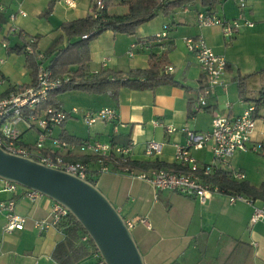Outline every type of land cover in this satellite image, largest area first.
<instances>
[{"label": "crops", "instance_id": "obj_1", "mask_svg": "<svg viewBox=\"0 0 264 264\" xmlns=\"http://www.w3.org/2000/svg\"><path fill=\"white\" fill-rule=\"evenodd\" d=\"M92 3L93 0H75V5L70 7L64 0H0V6H3L0 10V96L6 95L10 88L33 82L31 70L25 65L26 56L13 48L34 38L36 49L44 51L60 33L61 23L92 13ZM244 3L246 10L242 12L243 18L253 22V26L241 25L232 37L223 36L218 25L199 26L196 18L198 11L191 12L185 7L175 14L174 19L171 18V22L166 16L156 22L151 19L140 24L134 36L106 30L91 39L88 44L91 71L102 67L122 72L143 69L148 65L151 51L160 53L165 50L166 66L171 67V70L165 71L173 76L177 84L146 89L123 86L116 97L107 93L75 91L71 107L78 108L80 112L111 107L116 111V118L86 126L83 121L67 119H78L80 114H68L48 136L75 142L88 139L125 144L131 148L132 160L174 163L173 144L183 145L186 139L182 128L207 131L214 116L236 117L246 107L254 106V100L264 92V71H261L264 68V0H245ZM110 8L115 11L117 5ZM18 9L25 11V15L18 14ZM10 14H15L13 21L9 19ZM164 24L169 25L166 39L156 41L154 45L141 44L135 47L131 56L127 54L131 42L152 37ZM10 26L15 30L9 31ZM186 37L201 38L227 63L223 83L213 88L207 104L199 110L195 109L196 96L205 84V78L194 53L185 45ZM3 41L6 47L1 44ZM238 74H252L246 79L243 95L238 92ZM57 94L55 100L59 97ZM189 100H192V105ZM69 107L60 108L68 111ZM189 110L193 114L190 115ZM255 115L258 118L251 140L264 145V122L259 119L264 117V110L259 108ZM155 120L172 125L177 130L166 133L162 126L153 124ZM16 127L20 132L17 144L33 147L39 133L36 125L24 120ZM150 140L162 143L161 153L153 158L144 154L145 145ZM44 146L45 151L51 152L48 150L49 137ZM55 152L62 156H87L76 149ZM255 152L264 155V146ZM190 153L199 164L212 161L208 148L191 150ZM242 153L235 152L219 167L229 177L233 172H241L245 176L243 180L257 186L246 179L241 166L233 167L232 162L238 159L235 156ZM87 163L92 170L95 168L92 161ZM90 176L123 218L134 221L131 231L145 264H223L235 239L250 246L249 256L243 259L242 264H264V221L250 223L252 206L245 201L230 203L228 194L223 192L214 193L200 202L197 198L185 197L170 190L154 189L148 182L124 173L92 172ZM242 195L255 205L264 201ZM9 199H14L15 211L25 217V224L21 230L4 232L5 212L0 210V264H55L51 251L64 237L63 228L57 225L40 231L33 227L34 220L48 214L53 201L41 194L29 197L22 187L15 192L6 191L0 179V201ZM139 218H145L149 226L139 223ZM79 241L83 242L80 238ZM94 261L90 253L77 264H94ZM229 264H240V261Z\"/></svg>", "mask_w": 264, "mask_h": 264}, {"label": "built area", "instance_id": "obj_2", "mask_svg": "<svg viewBox=\"0 0 264 264\" xmlns=\"http://www.w3.org/2000/svg\"><path fill=\"white\" fill-rule=\"evenodd\" d=\"M64 2L72 7L75 5V0H64ZM96 9H100L104 5V0H93ZM244 0H238V6L244 7ZM3 10V6H0ZM20 15H25V11L18 9ZM15 14H10L9 19L13 21ZM197 23L199 26L218 25L221 28L222 35L232 37L234 32L241 26L251 27L253 22L243 18L242 13L237 18L225 19L220 18L213 13L198 11L196 14ZM168 25L164 24L160 31L156 32L153 37L157 41L167 38ZM9 31H14L15 28L10 26ZM86 35L83 36V38ZM34 38H30L25 50L32 53ZM185 45L189 51H192L199 64L200 70L205 78V84L200 88L196 96V110L202 109L207 104V99L212 95V90L215 86L223 83V76L226 72V60L222 55L216 54L208 47L199 37H186ZM3 47L6 43L3 41ZM144 44V43H142ZM141 44L131 42L127 54L131 56L135 47ZM38 58H42V53H36ZM106 59L103 60V63ZM166 71L171 70L170 66L165 67ZM64 79L52 78L48 69L39 65L35 83L25 87L17 86L10 90L6 95L0 96V147L8 152L20 154L26 157H37L39 162L50 166L62 169L86 179L92 172L99 173H124L130 176L137 177L148 182L154 189L170 190L185 197L197 198L200 202L206 201L214 193H223V191L210 182L205 181L204 177L211 173L214 167H219L226 163L235 152L259 151L262 149L261 142H253L251 140L252 131L255 128L257 116L254 112V106L246 107L243 112L236 117L227 115H216L212 118L210 128L207 131H193L187 128H182L181 131L186 135L183 145L174 143V162L186 166V169L168 170L165 168H152L146 171H138L130 169L128 166H121L119 169H114L115 165L131 160L132 151L129 145H118L111 142H102L98 140H81L78 142L68 141L61 137H50L48 133L53 127L61 125L66 115L80 114V118L86 126H91L96 122H110L116 118V111L111 107H103L97 110L79 111L76 107H71L68 111H63L49 106L44 110L43 115L35 116L30 112L43 100L46 99L49 92L59 88ZM24 111L27 113L25 114ZM264 122V117H259ZM24 120L34 123L39 129L37 139L33 147L26 145H18L17 141L20 135L16 125ZM154 125L162 126L166 133H171L177 130L172 125L153 121ZM50 138V147L48 150L69 151L76 149L80 153L92 157V162L95 168L92 170L88 163L82 162H63L60 155L56 154L51 157L49 154H44L45 140ZM208 148L211 153L212 161L207 164H199L195 157L190 153L191 150ZM162 143L150 140L146 143L144 154L148 158H153L161 153ZM57 153V152H55ZM231 178L237 181L244 179V174L241 172H233ZM4 190L15 192L19 185L3 181ZM27 196L34 197L38 193L26 190ZM228 202L232 203L237 200L245 201L252 206V213L249 218L250 223L256 221H264V201L261 204L255 205L251 199L244 197L242 194H228ZM14 199L0 201V210L5 212L4 232L10 233L13 230H21L25 224V217L15 211ZM68 211L61 205L53 202L48 214L39 220L33 221V227L40 231L48 227L57 226L60 221L67 217ZM126 226L131 229L134 226V221L124 219ZM138 222L149 226L145 218H139ZM89 239L87 234H83L80 240L86 242ZM95 259L94 264H103L102 259L97 252L93 251Z\"/></svg>", "mask_w": 264, "mask_h": 264}, {"label": "trees", "instance_id": "obj_3", "mask_svg": "<svg viewBox=\"0 0 264 264\" xmlns=\"http://www.w3.org/2000/svg\"><path fill=\"white\" fill-rule=\"evenodd\" d=\"M195 1H199L202 5L203 10L200 11L213 13L221 0H104L102 8L96 9L94 3H92V13L61 23L60 33L44 51L41 52L36 49V42L32 43L34 50L32 53L25 50L27 41L23 45H16L13 49L26 56L25 65L31 70L33 82L29 85L35 83L39 65L48 69L52 78L65 80L59 88L49 92L46 99L41 101L30 113L41 116L49 106L62 110L55 101V95L64 90L72 89L96 94L107 93L112 97H116L118 90L123 86L146 89L162 84H177L173 76L165 71V66L168 64L165 50L160 53L151 51L148 56V65L143 69L122 72L102 67L93 72L90 70L88 44L91 39L106 30H110L115 34L124 33L134 36L136 28L140 24L153 19L157 14L162 13L170 16L176 8H185ZM117 4L122 5L125 10L122 12L112 11L110 7ZM84 35L86 37L83 38ZM156 41L153 36H148L134 42L138 44L152 43L154 45ZM37 52L42 53V58L37 57ZM261 71H264V68ZM251 75L238 74L239 95H243L246 79ZM25 86L28 85H20L22 88ZM12 89L14 87L9 90ZM192 103V100H189V104L192 105ZM262 105H264V92L254 100V112L259 110ZM24 113L27 112L24 111ZM189 114H193V111L189 110ZM43 153L49 154L51 157L58 154L47 151H43ZM60 157L63 162L87 163L92 161V157L83 155H60ZM31 158L39 161L37 157ZM124 165L138 171H146L152 168L186 169V166L176 162L164 163L157 160L132 159L121 162L113 168L119 169ZM204 178L205 181L218 186L226 194H244L253 198L264 199V181L259 186L250 185L245 180L237 181L229 177V174L220 167H214L211 173ZM86 180L95 184V179L91 176H88ZM58 225L63 228L64 237L54 245L51 251V257L55 264H77L96 250L90 239L84 243L79 241L80 236L86 233L69 213ZM249 252L250 246L248 243L235 239L233 247L228 252L223 264H229L232 261H240V264H242L243 259L249 256Z\"/></svg>", "mask_w": 264, "mask_h": 264}, {"label": "water", "instance_id": "obj_4", "mask_svg": "<svg viewBox=\"0 0 264 264\" xmlns=\"http://www.w3.org/2000/svg\"><path fill=\"white\" fill-rule=\"evenodd\" d=\"M0 179L65 208L85 231L103 264H145L123 216L95 184L2 147Z\"/></svg>", "mask_w": 264, "mask_h": 264}, {"label": "rangeland", "instance_id": "obj_5", "mask_svg": "<svg viewBox=\"0 0 264 264\" xmlns=\"http://www.w3.org/2000/svg\"><path fill=\"white\" fill-rule=\"evenodd\" d=\"M186 7L189 11L195 12V13L196 11L203 10V7L199 1H195L193 4L187 5ZM124 10L125 8L122 5L117 4V8L115 10L116 12H122ZM245 10H246V7L240 8L238 6V0H221L220 3L216 6L213 14L219 16L220 18L225 17L226 19H232V18H237L238 15L242 12L245 13L244 12ZM180 11H181V8H176L170 16L159 13L157 17L153 18V21L155 22L159 21V19H161L162 17H166V16L168 17L167 19H169L170 21L174 19L175 14ZM155 22H151V23L153 24ZM73 92H75V90H72V89L58 92L57 95L59 97L55 100L56 103L60 107L62 106L71 107V104H74L73 103L74 97L72 96ZM260 108L264 110V105H262ZM67 119L77 121V122L82 121V119L79 117L78 119H73V118H67ZM237 157L238 159L236 160L239 163H237V161H233L232 162L233 167L237 168V166H241L245 170V175L247 176L246 179L251 184L258 186L262 178H264V155H261L255 151H245L244 153L235 156V158Z\"/></svg>", "mask_w": 264, "mask_h": 264}]
</instances>
